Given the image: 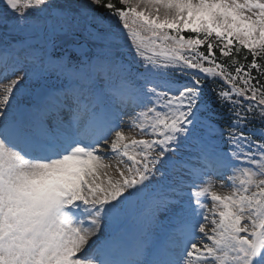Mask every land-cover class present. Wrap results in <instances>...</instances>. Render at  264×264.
<instances>
[{
	"label": "snow or ice",
	"instance_id": "snow-or-ice-1",
	"mask_svg": "<svg viewBox=\"0 0 264 264\" xmlns=\"http://www.w3.org/2000/svg\"><path fill=\"white\" fill-rule=\"evenodd\" d=\"M0 264H264V0H0Z\"/></svg>",
	"mask_w": 264,
	"mask_h": 264
}]
</instances>
